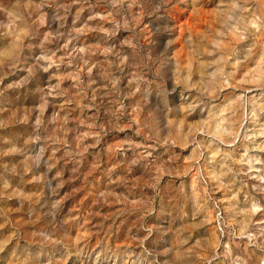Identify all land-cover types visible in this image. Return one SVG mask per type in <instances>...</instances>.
Instances as JSON below:
<instances>
[{
	"label": "clouds",
	"instance_id": "1",
	"mask_svg": "<svg viewBox=\"0 0 264 264\" xmlns=\"http://www.w3.org/2000/svg\"><path fill=\"white\" fill-rule=\"evenodd\" d=\"M175 2L197 14L207 9L212 20L204 32L186 31L183 58L176 53V24L168 15L173 0H0V84L12 75L7 88L23 87L39 98L32 135L23 148L9 150L23 156L22 170L5 171L23 180L43 165L47 175L62 158L78 169L89 147L84 141L92 139L94 147L109 132L131 130L119 144L122 163L126 171L148 175L146 186L153 192L146 200L127 201L143 208L135 248H113L105 239L93 259L84 237L71 240L74 217L59 195L64 187L59 172L53 174L59 180L55 186L36 176L47 195L35 198L0 176V202L6 206V194L8 200L16 197L25 224L34 225L41 212L44 220L27 233L7 220L12 226L8 235L0 234V264H54L57 254L75 256L73 264L81 257L89 264H100L101 257L103 264L113 258L120 264H213L221 256L229 264H249L256 251L258 264H264V219H255L264 213V203L246 191L255 180L252 190L264 194L259 155L264 153V0ZM91 34L97 40L90 44ZM41 72L51 73L46 86L38 79ZM77 109L95 114L77 119L72 116ZM178 146L191 149L186 172H194V179L187 186L181 181L177 194L191 202L194 227L211 207L214 215H205L200 225L215 222V246L200 240L186 246L190 236L177 242L172 224L185 218L177 206L164 205L161 181L186 174L177 165ZM61 150L63 157H57ZM221 191L224 197L218 199ZM111 195L102 191L97 199L106 202ZM153 213L154 223L144 224L143 216ZM0 214L7 215L3 208Z\"/></svg>",
	"mask_w": 264,
	"mask_h": 264
},
{
	"label": "rangeland",
	"instance_id": "2",
	"mask_svg": "<svg viewBox=\"0 0 264 264\" xmlns=\"http://www.w3.org/2000/svg\"><path fill=\"white\" fill-rule=\"evenodd\" d=\"M173 3L174 7L168 15L176 24L175 31L178 37L176 40V53L183 58L186 49L184 44L186 31L191 29L193 33L204 32L212 24V20L207 9L197 14L196 12H192L191 9L186 8L182 2L176 3L173 0ZM78 8V5L73 8V14ZM100 10L102 9H97V11ZM88 14L86 10L82 15V19L86 20ZM96 40L95 34H91L87 38V42L90 44L95 43ZM50 74L42 72L37 74L41 86H46L47 77ZM18 75L19 73H17ZM13 81L14 77L9 75L0 84V90L4 91V95L0 96V176L9 180L12 188H18L22 195L35 198L37 196L42 197L47 195V188L44 184L37 182L36 176L40 175L45 180H51L53 186H55L59 180L54 179L53 174L59 172V179L64 181V187L59 190V195L64 198V207L74 217L73 224L75 227L71 233V240L74 241L78 237H84L85 241L88 242L86 253H90L93 259L96 253L103 247L105 239H107L113 248H121L124 245L135 248L133 237L136 235L139 224L141 223L143 208L140 204L133 207L127 201L146 200L153 195V192L151 188L146 186L149 183L148 175L141 174L135 169L126 171L122 163L123 157L119 152V144L125 135H131V130L126 133L109 132L102 137L99 145L94 147L92 146L94 144L92 139L84 141L89 147L78 169H74L72 161L67 158H62L58 159L52 173L45 175L42 165L38 172L37 170H31L24 174L23 180H21L20 175H11L5 171V168L16 166L18 172L22 170L23 156L20 153H10L9 150L13 146L23 148L24 141L32 135V124L38 115L35 109L38 106L39 98L38 94L34 95L32 90H26L23 87L15 89L7 88V85ZM57 103H62V101L58 100ZM84 103H87V101H84ZM97 103L100 104L101 101L98 100ZM50 111L49 113H45V119H47ZM94 114L95 109L83 112L77 109L72 113V116L77 119H87ZM25 118L27 122L22 123L21 121ZM105 119L103 108H101L99 122L103 123ZM261 119L264 121V117H261ZM189 121H191V118H189ZM69 139H71V135ZM156 151L159 152V149ZM190 151V148L177 147V165L180 171L186 174L176 179H170L167 176L164 177L161 181V187L164 189L163 203L169 208L177 206L179 215L185 218L183 223L177 218L172 224L176 233L177 242L190 236L191 238L188 240V245L186 246L195 245L197 240H200L201 243L208 241L215 246L216 237L219 235L216 232L215 222L212 221L200 225V221L204 219L205 215L209 216V218L214 215L211 207L207 213H201L197 216L196 224L199 226L194 227L191 219L193 214L190 210L192 208L191 202H184L177 194V189L181 181L187 186L194 179V172H186ZM56 155L57 157H63V150ZM259 155L264 159V153H260ZM47 156H51V152ZM165 159H167V154H165ZM257 183L258 181L249 180L246 191L264 203V194L252 190V185ZM102 191L112 193L111 196L107 197L106 202L97 199L98 194ZM118 196L121 197L119 201L116 199ZM216 196L218 199L223 198L224 193L222 191L217 192ZM241 199H243V194L241 195ZM5 201L7 202L6 206L3 202H0V208H3L4 212L7 213V215L0 214V234L5 236L9 234V229L12 225L7 223V220H11L12 224L20 227L21 231L25 233L31 227H39L44 223L42 219L43 213L41 212L34 217V225L25 224L26 217L24 210L19 208L17 198L13 197L11 200H8L6 194ZM180 205H183V207L180 208ZM160 206L161 201L157 197V210H159ZM155 215L156 213H153L152 216L144 215L143 223L146 225L154 223L153 217ZM255 219H264V213L259 214ZM137 251L139 250L137 249ZM220 251L223 252L222 247ZM249 251L252 252L254 250L249 249ZM207 255H210V250L201 252V256ZM259 255L260 253L256 251L249 264H258L257 257ZM74 260H77L75 256L68 258L57 254L54 258V264H73ZM103 261L104 257H101L100 264H103ZM77 264H89V261L81 257L77 261ZM112 264H120V260L113 258ZM128 264H131V262L129 261ZM200 264H203V262H200ZM213 264H229V262L221 256L217 260H214Z\"/></svg>",
	"mask_w": 264,
	"mask_h": 264
}]
</instances>
